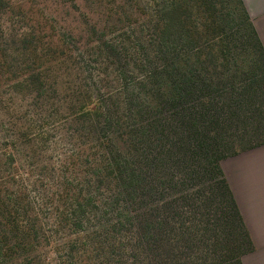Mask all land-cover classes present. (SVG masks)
<instances>
[{
  "label": "trees",
  "instance_id": "obj_1",
  "mask_svg": "<svg viewBox=\"0 0 264 264\" xmlns=\"http://www.w3.org/2000/svg\"><path fill=\"white\" fill-rule=\"evenodd\" d=\"M138 1L134 71L78 113L97 146L60 218L74 239L42 264H243L255 247L223 163L264 146V49L242 0ZM14 31L0 26L9 47ZM3 185L0 264H26L38 233Z\"/></svg>",
  "mask_w": 264,
  "mask_h": 264
},
{
  "label": "rangeland",
  "instance_id": "obj_2",
  "mask_svg": "<svg viewBox=\"0 0 264 264\" xmlns=\"http://www.w3.org/2000/svg\"><path fill=\"white\" fill-rule=\"evenodd\" d=\"M140 4L4 0L0 5L7 10L0 14V26L14 27L17 41L9 47L0 36V181L38 233L36 252L26 264L53 258L49 243L74 239L60 218L72 194L85 184L83 179L88 180L85 172L97 146L95 135L78 123V113L89 100L102 102L120 90L119 70L134 71L138 39L146 28ZM26 26L30 31L18 42L20 28ZM101 39L118 48L121 62L105 59L107 54L98 48ZM231 164V159L223 163L229 184ZM43 234L49 239L43 240ZM263 261L264 251H259L246 256L243 264Z\"/></svg>",
  "mask_w": 264,
  "mask_h": 264
},
{
  "label": "crops",
  "instance_id": "obj_3",
  "mask_svg": "<svg viewBox=\"0 0 264 264\" xmlns=\"http://www.w3.org/2000/svg\"><path fill=\"white\" fill-rule=\"evenodd\" d=\"M242 2L264 49V0ZM231 160L230 187L255 247L252 254H255L264 251V146Z\"/></svg>",
  "mask_w": 264,
  "mask_h": 264
}]
</instances>
